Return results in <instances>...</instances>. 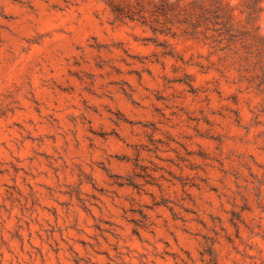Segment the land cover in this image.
<instances>
[{"label": "rangeland", "instance_id": "374dc122", "mask_svg": "<svg viewBox=\"0 0 264 264\" xmlns=\"http://www.w3.org/2000/svg\"><path fill=\"white\" fill-rule=\"evenodd\" d=\"M0 264H264V0H0Z\"/></svg>", "mask_w": 264, "mask_h": 264}]
</instances>
